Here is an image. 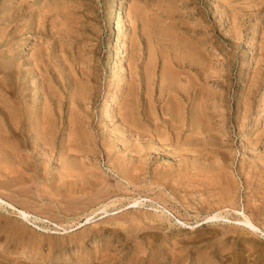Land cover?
Here are the masks:
<instances>
[{"label":"rangeland","instance_id":"rangeland-1","mask_svg":"<svg viewBox=\"0 0 264 264\" xmlns=\"http://www.w3.org/2000/svg\"><path fill=\"white\" fill-rule=\"evenodd\" d=\"M0 21V198L30 213L0 206V264H264L236 225L264 231V0H0Z\"/></svg>","mask_w":264,"mask_h":264},{"label":"bare ground","instance_id":"bare-ground-1","mask_svg":"<svg viewBox=\"0 0 264 264\" xmlns=\"http://www.w3.org/2000/svg\"><path fill=\"white\" fill-rule=\"evenodd\" d=\"M21 1V0H20ZM22 1H24V0H22ZM19 3H21V2H19ZM18 3V4H19ZM5 5V4H4ZM17 5V4H16ZM28 5V4H27ZM19 6H20V4L19 5H17L16 7H18L19 8ZM22 6H24L23 4H22ZM1 7H3V5L1 6ZM54 7V6H53ZM15 8V7H14ZM14 8H13V10H14ZM17 8V9H18ZM21 9L22 8H24V7H20ZM29 9V8H28ZM27 9V10H28ZM63 10V9H62ZM18 11H20V10H18ZM65 11V10H64ZM63 11V12H64ZM16 12H17V10H16ZM43 12V11H42ZM11 13V12H10ZM13 13H14V11H13ZM18 13V12H17ZM20 14V13H19ZM145 14V13H144ZM9 15V17H10V15L12 16V14H8ZM18 15V14H17ZM16 15V16H17ZM15 15H14V17H12L13 19L16 17ZM19 16V15H18ZM43 16V15H42ZM47 16H49V15H47ZM147 16V15H146ZM154 16V15H153ZM51 17V16H50ZM138 17V16H137ZM143 17V16H142ZM148 17V16H147ZM170 17V16H169ZM12 18H9V19H12ZM158 18V17H157ZM3 20H5L4 18H2ZM7 19V18H6ZM12 19V20H13ZM16 19V18H15ZM17 19H18V17H17ZM16 19V20H17ZM58 19V18H57ZM150 19V18H149ZM138 20H139V18H138ZM53 21V20H52ZM147 21H149V20H147ZM1 22V21H0ZM8 22V21H7ZM10 22V21H9ZM8 22V23H9ZM17 22V21H16ZM19 22V21H18ZM61 22V21H60ZM68 22V21H67ZM64 23H65V21H64ZM149 23V22H148ZM1 24H3V22L1 23ZM14 24V23H13ZM12 24V25H13ZM43 24V23H42ZM159 24V23H158ZM4 25V24H3ZM69 25V24H68ZM71 25V24H70ZM74 25V24H73ZM75 25H77V24H75ZM118 25V24H117ZM153 25V24H152ZM16 26H18V25H16ZM67 26V25H66ZM160 26V25H159ZM22 27V26H21ZM164 27V26H163ZM4 28V27H3ZM6 28V27H5ZM17 28V27H16ZM155 28H157V26L155 25ZM160 28H161V26H160ZM19 29V28H18ZM66 29V28H65ZM145 29V28H144ZM159 29V28H158ZM162 29V28H161ZM5 30H7V29H5ZM69 30V29H68ZM165 30H169L168 28H165ZM165 30H160L159 29V31H165ZM21 31V30H20ZM154 31V30H153ZM152 31V32H153ZM66 32V31H65ZM73 32V31H72ZM147 32V31H146ZM155 32H156V29H155ZM161 32V34H163L165 37H166V35H168L170 32H171V30H170V32H168V31H166V32H168V33H166V35L164 34V33H162ZM173 32V31H172ZM4 33H6V32H4ZM148 33V32H147ZM158 33V32H157ZM66 34V33H65ZM160 34V35H161ZM176 34V33H175ZM148 35V34H147ZM157 35V34H156ZM170 35H171V33H170ZM170 35H169V38H170ZM176 35H178V34H176ZM158 36H159V34H158ZM162 36V35H161ZM171 37H172V35H171ZM177 37V36H176ZM13 38V37H12ZM173 38V37H172ZM171 38V39H172ZM175 38V37H174ZM4 39V38H3ZM2 39V40H3ZM158 39H160V36L158 37ZM162 40H163V38H161ZM160 39V40H161ZM166 39H168V38H166ZM9 40V39H8ZM149 40H150V38H149ZM162 40H161V42L160 43H158V44H161L162 43ZM169 40V39H168ZM168 40H166V41H168ZM182 40V39H181ZM164 41H165V39H164ZM169 42V43H168ZM167 43L168 44H170V40L168 41ZM178 42H180V41H178ZM187 42V41H186ZM173 43H176V42H173ZM182 42H180V44H181ZM163 44H164V42H163ZM162 44V45H163ZM178 44V43H177ZM161 45V46H162ZM171 45V44H170ZM170 45H168V46H170ZM179 45V44H178ZM182 45L184 46L185 45V43H182ZM161 46H159V47H161ZM172 46H174V45H172ZM176 46V45H175ZM175 46L173 47V48H175ZM181 46V45H180ZM183 46H181L180 48H182ZM187 46V45H186ZM178 47L179 46H177V49H178ZM188 47V46H187ZM187 47L185 48V47H183L182 49H187ZM191 47V46H190ZM172 48V47H171ZM134 49V48H133ZM153 49V48H152ZM164 48H162V50H163ZM184 49V50H185ZM167 50V49H166ZM175 50V49H174ZM170 51V50H169ZM178 51V50H177ZM186 51H188V49L187 50H185L184 52H186ZM172 52V51H171ZM175 52V51H174ZM190 52V51H189ZM197 52V51H196ZM170 53V52H169ZM183 53V52H182ZM192 53H194L192 50H191V53L190 54H192ZM44 54V53H43ZM168 54V53H167ZM179 54V53H178ZM189 54V55H190ZM197 54V53H196ZM34 55V54H33ZM169 55V54H168ZM188 55V54H187ZM181 56V55H180ZM182 56H185V54L184 55H182ZM191 56V55H190ZM194 56V55H193ZM164 57V56H163ZM199 57V56H198ZM156 58V57H155ZM159 58V57H158ZM161 58V57H160ZM167 58V57H166ZM173 58V57H172ZM187 58V57H186ZM162 59V58H161ZM189 59V58H188ZM192 59H193V57H192ZM203 59V58H202ZM39 60V59H38ZM44 60V59H43ZM185 60V59H184ZM187 60V59H186ZM195 60V59H194ZM35 61V60H34ZM33 61V62H34ZM37 61V60H36ZM190 61V60H189ZM204 61V60H203ZM186 62V61H185ZM188 62V61H187ZM197 62V61H196ZM202 62V61H201ZM35 63V62H34ZM1 64V63H0ZM151 64H152V62H151ZM192 64H194V63H192ZM164 65H166V64H164ZM203 65H205L204 63H203ZM19 66V65H18ZM43 67V66H42ZM163 68H165V66H163ZM150 70V69H149ZM164 70V69H163ZM3 72V71H2ZM15 72V71H14ZM169 72H170V70H169ZM12 73V72H11ZM173 73V72H172ZM16 75H17V73H15ZM15 75V76H16ZM164 75H166V74H164ZM21 76V75H20ZM13 79V78H12ZM19 79V78H18ZM30 79V78H29ZM32 79V78H31ZM37 79V78H36ZM164 80V79H163ZM12 81V80H11ZM11 81H10V83H11ZM15 81V80H14ZM25 81V80H24ZM34 81V80H33ZM32 81V82H33ZM167 81V80H166ZM175 81V80H174ZM163 82V81H162ZM12 83H13V81H12ZM188 83V82H187ZM12 85V84H11ZM17 84H15L14 86L15 87H17L16 86ZM172 85H174V83L172 84ZM164 86V85H163ZM165 87V86H164ZM11 88V87H10ZM14 88V87H13ZM19 88V87H18ZM170 88V87H169ZM5 89V88H4ZM168 89V88H167ZM177 90H180V89H177ZM182 94V93H181ZM177 95V94H176ZM11 96H13V95H11ZM90 96V95H89ZM14 97V96H13ZM15 98V97H14ZM23 98V97H22ZM9 99V98H8ZM22 100V99H21ZM51 100V99H50ZM173 100V99H172ZM24 101V100H23ZM135 101V100H134ZM15 102V101H14ZM20 102V101H19ZM24 103V102H23ZM17 104V103H16ZM19 105V104H18ZM27 105V104H26ZM169 106V105H168ZM171 107V106H170ZM6 108V107H5ZM126 109V108H125ZM171 109V108H170ZM174 111H175V108H174ZM200 112V111H199ZM6 113V112H5ZM172 113V112H171ZM20 113L19 112H16V111H13V112H11V114H10V117H11V119H12V123H10L11 124V127L10 128H12V129H10L9 131H10V133L11 134H16L17 133V131H16V133H15V131L14 130H16V127L15 126H17L16 124H18L17 122L20 120ZM108 115V114H107ZM200 115V114H199ZM120 116V115H119ZM132 116V115H131ZM176 116H177V114H176ZM46 118V117H45ZM166 118V117H165ZM10 119V118H9ZM43 120V119H42ZM41 120V121H42ZM46 120V119H45ZM182 120V119H181ZM203 120V119H202ZM169 121V120H168ZM178 121V120H177ZM15 122H16V124H15ZM42 123V122H41ZM44 123V122H43ZM131 123V122H130ZM14 125V127H12L13 125ZM20 124H21V122H20ZM46 124V123H45ZM128 124V123H127ZM9 125V124H8ZM40 125V124H39ZM158 125V124H157ZM181 125V124H180ZM155 127V126H154ZM24 128V127H23ZM22 128V129H23ZM170 128V127H169ZM200 128V127H199ZM40 129H43V128H40ZM30 130V129H29ZM28 130V131H29ZM164 130V129H163ZM206 130V129H205ZM21 131V130H20ZM35 131V130H34ZM157 131V130H156ZM161 131V130H160ZM191 131V130H190ZM19 132V131H18ZM51 132V131H50ZM162 132V131H161ZM179 132H181V131H179ZM183 132V131H182ZM37 133V132H36ZM60 133V132H59ZM153 133H154V131H153ZM175 133V132H174ZM21 134V133H20ZM50 134V133H49ZM53 134V133H52ZM72 134V133H71ZM131 134V133H130ZM155 134H156V132H155ZM167 134V133H166ZM176 134V133H175ZM180 134V133H179ZM191 134V133H190ZM30 135V134H29ZM33 135V134H32ZM161 135V134H160ZM177 135V134H176ZM206 135V134H205ZM204 135V136H205ZM11 136V135H10ZM14 136V135H13ZM25 136V135H24ZM27 136V135H26ZM50 136V135H49ZM48 136V137H49ZM56 136V135H55ZM166 136V135H165ZM4 137V136H3ZM16 137V136H15ZM34 137V136H33ZM52 137H53V135H52ZM58 138V137H57ZM162 138V137H161ZM168 138V137H167ZM23 139V138H22ZM45 137L43 138L42 137V135L41 136H36V137H34V139H33V141L32 142H34V143H36L38 146H41L44 142H45ZM50 139H51V137H50ZM54 138H52V140H53ZM160 139V138H159ZM166 139V138H165ZM198 139V138H197ZM21 141V140H20ZM24 141V140H23ZM48 141H49V139H48ZM51 141V140H50ZM179 141V140H178ZM47 142V141H46ZM45 142V143H46ZM55 142V141H54ZM53 142V143H54ZM158 142V141H157ZM160 142V141H159ZM166 142H167V140H166ZM165 142V143H166ZM27 143H28V141H27ZM52 143V142H51ZM48 144V143H47ZM50 144V143H49ZM158 144H160V143H158ZM201 144V143H200ZM199 144V145H200ZM23 146V145H22ZM25 146V145H24ZM34 146V145H33ZM51 146H53V144L51 145ZM50 146V147H51ZM171 146V145H170ZM180 146V145H179ZM178 146V147H179ZM30 147V146H29ZM32 147V146H31ZM36 147V146H35ZM49 147V146H48ZM162 147V146H161ZM177 147V148H178ZM25 148V147H24ZM28 148V147H27ZM26 148V149H27ZM39 148V147H38ZM36 149V148H35ZM42 150H43V148L41 149V151H40V153H42ZM45 150V149H44ZM44 150H43V152H44ZM53 150V149H52ZM14 151V150H13ZM32 151V150H31ZM37 151V150H36ZM48 151V150H47ZM20 152V151H19ZM21 153V152H20ZM19 153V154H20ZM38 154V155H41V154ZM54 153V152H53ZM168 153V152H167ZM29 154V153H28ZM34 154V153H33ZM13 155V154H12ZM31 155H32V152H31ZM31 155H29V156H31ZM44 155V154H43ZM24 156V155H23ZM26 156V155H25ZM45 156V155H44ZM50 156H52V155H50ZM22 157V156H21ZM37 157V156H36ZM62 157V156H61ZM1 158V157H0ZM16 158V155H15V157L14 156H10V160L12 159V160H14ZM33 158V157H32ZM11 160V161H12ZM17 160H18V158H17ZM24 160V159H23ZM23 160H21L22 162H21V164L23 165ZM27 160V159H26ZM43 160V159H42ZM16 161V160H15ZM19 161H20V159H19ZM27 161H29V159L27 160ZM37 161V160H36ZM47 161V160H46ZM15 163V162H14ZM17 163H18V161H17ZM16 163V164H17ZM24 163H25V161H24ZM26 163H28V162H26ZM25 163V164H26ZM221 164V163H220ZM228 164V163H227ZM31 165V164H30ZM57 165V164H56ZM18 166H20V165H18ZM41 166V165H40ZM1 167V166H0ZM11 167V166H10ZM25 167V166H24ZM206 167V166H205ZM209 167V166H208ZM19 168V167H18ZM2 169V168H1ZM25 169V168H24ZM29 170H30V168H29ZM222 170V169H221ZM18 171H19V169H18ZM18 171H16V172H18ZM25 171H26V169H25ZM28 171V170H27ZM26 171V172H27ZM12 172V171H11ZM29 172V171H28ZM165 172V171H164ZM6 173V172H5ZM20 173H21V170H20ZM144 173V172H143ZM14 174V173H13ZM17 174V173H16ZM22 174H23V172H22ZM43 174V173H42ZM65 174V173H64ZM168 174H170V173H168ZM63 175V174H62ZM144 175V174H143ZM166 175V174H165ZM219 175V174H218ZM12 176V175H11ZM15 176V175H14ZM24 176V175H23ZM47 176V175H46ZM158 176V175H157ZM1 177V176H0ZM40 177V176H39ZM48 177V176H47ZM203 177V176H202ZM159 178V177H158ZM168 178V177H167ZM175 178V177H174ZM224 178V177H223ZM24 179V178H23ZM42 179V178H41ZM162 179V178H161ZM177 179V178H176ZM3 180V179H2ZM28 180V179H27ZM180 180V179H179ZM215 180V179H214ZM181 181V180H180ZM219 181V180H218ZM15 182V181H14ZM25 182V181H24ZM39 182V181H38ZM37 182V183H38ZM28 183V182H27ZM158 183V182H157ZM169 183V182H168ZM176 183V182H175ZM205 183V182H204ZM219 183V182H218ZM217 183V184H218ZM5 184V183H4ZM71 184V183H70ZM151 184V183H150ZM165 184H166V182H165ZM169 184H171V183H169ZM168 184V185H169ZM209 184V183H208ZM7 185V184H6ZM11 185V184H10ZM18 185V184H17ZM153 185H155V184H153ZM163 185V184H162ZM73 186V185H72ZM159 186V185H158ZM167 186V185H166ZM199 186V185H198ZM11 187V186H10ZM15 187V186H14ZM37 187V186H36ZM56 188V187H55ZM68 188V187H67ZM159 188V187H158ZM215 188V187H214ZM57 190V189H56ZM178 190V189H177ZM18 191V190H17ZM173 191V190H172ZM221 191V190H220ZM12 192V191H11ZM22 192V191H21ZM31 193V192H30ZM218 193V192H217ZM231 195V194H230ZM3 197V196H2ZM8 197V196H7ZM216 197V196H215ZM220 197V196H219ZM222 197V196H221ZM228 197V196H227ZM31 198V197H30ZM11 199V198H10ZM35 199V198H34ZM223 199V198H222ZM13 201H14V199H13ZM71 201V200H70ZM12 203V202H11ZM14 203V202H13ZM212 203V202H211ZM139 204V202H134V205L135 206H137ZM0 206H2V207H8V208H11L12 210H14V211H18V213H19V215L22 217V218H25V219H28V216H29V214L27 213V212H25V211H22V210H20V209H18L16 206H14L13 204H10V203H8V202H6V200H4V199H2V198H0ZM207 206V205H206ZM235 206V205H234ZM248 206V205H247ZM208 207V206H207ZM237 207V206H236ZM24 208V207H23ZM28 209V208H27ZM79 209V208H78ZM233 209V208H232ZM197 210V209H196ZM212 211H213V209H212ZM219 211V210H218ZM246 211V210H245ZM257 211V210H256ZM255 211V212H256ZM251 212V211H250ZM249 212V213H250ZM252 214V213H251ZM260 214V213H259ZM238 215H240V216H242V218L240 219L239 218V220H237L236 221V225H238L239 227L241 226V227H243V229L244 230H246L247 232H250V233H256V232H258V233H260V235H262L263 236V238H264V231L261 229V228H259L258 227V225L256 226L247 216H245V214L244 213H242V214H238ZM159 217V216H158ZM237 217V216H236ZM223 217H221V216H219V215H215V216H212V217H207V221H210V223L211 222H215V221H218V220H220V219H222ZM229 218V217H228ZM36 220V219H35ZM224 220V219H223ZM228 220V219H227ZM236 220V219H235ZM226 221V220H225ZM256 223V222H255ZM257 224V223H256ZM3 229V228H2ZM194 229V228H193ZM12 231V230H11ZM105 234V233H104ZM246 234V233H245ZM242 245V244H241ZM256 245V244H255ZM252 246V245H251ZM254 247V246H253ZM256 247V246H255ZM235 253V252H234ZM239 253V252H238ZM257 253V252H256ZM260 253V252H259ZM221 254V253H220ZM216 259V258H215ZM262 259V258H261ZM237 262V261H236ZM213 264H214V262H213Z\"/></svg>","mask_w":264,"mask_h":264}]
</instances>
